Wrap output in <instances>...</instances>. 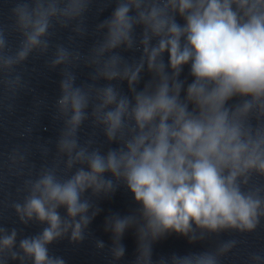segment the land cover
Segmentation results:
<instances>
[{
    "label": "clouds",
    "instance_id": "obj_1",
    "mask_svg": "<svg viewBox=\"0 0 264 264\" xmlns=\"http://www.w3.org/2000/svg\"><path fill=\"white\" fill-rule=\"evenodd\" d=\"M5 2L0 108L11 113L20 93L34 91L30 60L45 58L60 79L57 135L36 146L44 163L37 170L19 146L7 154L9 174L28 171L21 198L0 207V264H68L52 251L64 240L90 241L119 264L129 230L136 248L126 264H223L242 243L223 234L264 225V0ZM63 31L67 42H56ZM120 189L132 207L105 217L109 246L90 225L98 202ZM6 208L23 227L5 225ZM33 224L40 230L26 235ZM173 234L217 242L154 259V245ZM245 264H264V250Z\"/></svg>",
    "mask_w": 264,
    "mask_h": 264
},
{
    "label": "water",
    "instance_id": "obj_2",
    "mask_svg": "<svg viewBox=\"0 0 264 264\" xmlns=\"http://www.w3.org/2000/svg\"><path fill=\"white\" fill-rule=\"evenodd\" d=\"M12 5L0 0V16L7 21L8 11ZM110 11V9H109ZM106 11L104 16L109 14ZM94 22V21H93ZM66 31L57 34L56 42H67ZM130 55V54H126ZM26 79L31 81L34 91L22 92L13 101V112L6 107L0 108V187L12 176L7 168V154L16 147L28 151V160L38 151L36 146L52 138L59 128V124L52 120L54 101L58 95V71L49 72L45 67V58L30 60L27 65ZM33 69H35L33 71ZM87 69L79 74L78 83L84 80ZM46 98L47 106L40 105L38 101ZM9 101L4 98V105ZM32 127L31 135H21L25 128Z\"/></svg>",
    "mask_w": 264,
    "mask_h": 264
}]
</instances>
